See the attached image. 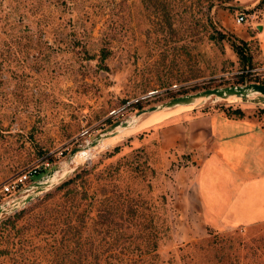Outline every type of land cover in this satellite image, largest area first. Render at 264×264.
<instances>
[{"label": "rangeland", "instance_id": "obj_1", "mask_svg": "<svg viewBox=\"0 0 264 264\" xmlns=\"http://www.w3.org/2000/svg\"><path fill=\"white\" fill-rule=\"evenodd\" d=\"M250 35L264 39V0H0V182L44 156L53 166L37 180L140 108L264 83L259 39H243ZM234 36L246 42L244 59L230 46ZM209 108L264 120L262 103L209 99L153 127L122 130L70 164L91 169L81 207L94 205L84 214L93 217L90 233L108 242L99 250L142 255L143 264H264V222L207 224L188 155L162 142L161 126ZM22 231L24 256L38 258L33 245L44 235ZM0 264H9L6 255Z\"/></svg>", "mask_w": 264, "mask_h": 264}, {"label": "crops", "instance_id": "obj_2", "mask_svg": "<svg viewBox=\"0 0 264 264\" xmlns=\"http://www.w3.org/2000/svg\"><path fill=\"white\" fill-rule=\"evenodd\" d=\"M255 37L264 62V39L260 35L243 39ZM160 130L169 149L188 155L186 168L193 170L207 224L235 227L264 222L263 119L244 111L238 116L224 109H199Z\"/></svg>", "mask_w": 264, "mask_h": 264}, {"label": "trees", "instance_id": "obj_3", "mask_svg": "<svg viewBox=\"0 0 264 264\" xmlns=\"http://www.w3.org/2000/svg\"><path fill=\"white\" fill-rule=\"evenodd\" d=\"M221 39L226 34H220ZM238 41V42H237ZM241 42V43H240ZM242 44V45H240ZM246 42L234 36L230 46L233 52L240 58H246L243 52V46ZM248 60L251 56L247 57ZM229 114L238 116L243 115L241 109H235ZM118 150V146L114 151ZM93 169V166H92ZM91 169L79 167L67 180L54 187L43 196L33 200L30 204L18 211L5 215L0 219V256L8 257L9 264H143L142 255L122 257L117 254H108L99 250L101 246L108 244L102 238H95L90 231L89 220L93 217L85 216L93 203L84 204L82 211V201L90 199L88 191L84 187V175H90ZM41 209V211L39 210ZM89 211V213H90ZM100 218L108 219V208L98 211ZM88 219V220H87ZM19 222H23L19 225ZM93 223H96L94 220ZM23 227L33 228V237L40 236L37 242L43 243L42 246L33 245V249L39 252L38 258L30 260L23 254L22 245L29 244L28 239L18 235L22 233ZM108 232V225L100 227L101 231ZM45 249L42 256L40 251ZM16 250V251H15ZM20 251V252H19Z\"/></svg>", "mask_w": 264, "mask_h": 264}, {"label": "water", "instance_id": "obj_4", "mask_svg": "<svg viewBox=\"0 0 264 264\" xmlns=\"http://www.w3.org/2000/svg\"><path fill=\"white\" fill-rule=\"evenodd\" d=\"M261 29V26H259ZM260 98L264 101V83L249 82L242 85H231L225 87L208 88L194 93H188L170 98L169 100L150 106L148 108H140L132 117V119L118 120L111 124L103 133L98 134L92 140L87 141L83 146H77L70 152L69 159L61 167H55L37 180L28 184L19 194L12 199L0 204V218L12 214L19 209L25 207L42 194L50 191L67 180L75 171V167H71V158L82 148L92 149L103 140L117 134L118 128L127 127L132 121L136 122L141 119L144 114L156 111L175 108L181 105H199L206 100H242L251 101Z\"/></svg>", "mask_w": 264, "mask_h": 264}, {"label": "built area", "instance_id": "obj_5", "mask_svg": "<svg viewBox=\"0 0 264 264\" xmlns=\"http://www.w3.org/2000/svg\"><path fill=\"white\" fill-rule=\"evenodd\" d=\"M244 17L242 14L235 19L236 24H242ZM264 69V68H263ZM257 69H253L255 71ZM264 78V74L262 75ZM53 164L44 156L36 159L34 162L28 164L20 171L12 174L4 181L0 182V204L17 196L23 188H25L32 181L35 175L42 174L46 170L52 168Z\"/></svg>", "mask_w": 264, "mask_h": 264}, {"label": "bare ground", "instance_id": "obj_6", "mask_svg": "<svg viewBox=\"0 0 264 264\" xmlns=\"http://www.w3.org/2000/svg\"><path fill=\"white\" fill-rule=\"evenodd\" d=\"M253 102H257V103H262L264 104V101H262L260 98H255L253 100ZM191 105H181V106H178V107H175V108H170V109H165V110H156V111H153V112H150V113H147V114H144L140 120L134 122L132 121L131 124L127 127H119L118 128V132L117 134L103 140L102 142H100L97 146H95L94 148L92 149H86V148H82L80 149L78 152H76V154L71 158V165L73 163V161H77L80 157L82 156H86L88 155V152H85V151H92L94 150L95 148H97L99 145H101L102 143L106 142V141H109L113 138H115L116 136L120 135L122 130H125V129H134L136 127H141L139 128V130H142V129H145V128H149V127H153L159 123H161L162 121L170 118V117H174V116H177L183 112H186L188 110L191 109ZM132 119V117H131ZM114 140V139H113ZM77 157V158H76ZM76 158V159H75Z\"/></svg>", "mask_w": 264, "mask_h": 264}]
</instances>
